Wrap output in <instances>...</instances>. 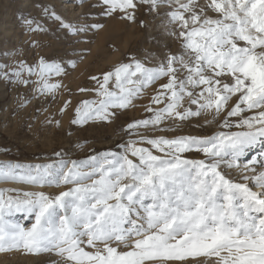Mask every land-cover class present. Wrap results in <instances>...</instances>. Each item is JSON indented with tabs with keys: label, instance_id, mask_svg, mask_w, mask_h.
Segmentation results:
<instances>
[{
	"label": "snow or ice",
	"instance_id": "snow-or-ice-1",
	"mask_svg": "<svg viewBox=\"0 0 264 264\" xmlns=\"http://www.w3.org/2000/svg\"><path fill=\"white\" fill-rule=\"evenodd\" d=\"M138 2L155 10L161 0ZM102 3L103 15L119 12L122 19L136 18L137 0ZM175 5L168 16L179 29L171 34L181 41V51L167 53L154 66L132 57L104 73L102 83L91 77L99 83L96 91L102 99L82 101L72 122L108 121L114 115L110 107L127 108L143 89L166 78L151 99V104L163 107H147L153 115L128 124L129 130L202 114H211L215 121L224 113L220 126L240 130L207 137H141L163 155L133 141L124 153L86 161L0 166V180L72 185L55 195L0 189V252L54 253L65 264H264V161L258 172L255 159L239 163L248 150L264 144V0H207L203 6L198 0H175ZM44 13L68 32L86 30L74 28L48 8ZM23 22L28 31H46L39 24L33 28L34 20ZM25 70L37 75L36 91L41 94L61 87L48 80L64 72L55 57L41 56L34 67L21 61L12 75L27 85L29 80L22 79ZM3 76L10 78L9 73ZM112 79L118 91L109 90ZM192 151L202 152L205 159L183 155ZM221 165L253 174L242 175L244 182L238 183ZM16 213L24 214L30 226L15 222Z\"/></svg>",
	"mask_w": 264,
	"mask_h": 264
},
{
	"label": "rangeland",
	"instance_id": "rangeland-1",
	"mask_svg": "<svg viewBox=\"0 0 264 264\" xmlns=\"http://www.w3.org/2000/svg\"><path fill=\"white\" fill-rule=\"evenodd\" d=\"M206 3L207 0H198V6ZM175 7V0H161L155 10H150L148 5L137 0L136 18L129 21L122 19L119 12L111 16L103 15L106 6L102 0H0V163L7 161L34 166L64 160L70 164L71 161H86L89 157H99L104 153H124L125 146L133 141L138 147L149 148L155 155H163L141 137H207L219 131L240 130L235 126L231 129L220 126L226 113L215 121L211 114H202L187 121L168 119L157 127L139 126L129 130L128 124L149 119L153 115L146 111L147 107H163L162 104H151V99L166 78L143 89L127 108L110 107L108 111L114 115L108 121L87 119L83 123L72 122L77 119L75 110L82 101L98 103L102 99L96 89L103 82V74L112 71L114 66L129 63L132 57L154 66L167 53L181 51V41L171 34L179 29L169 23L168 16ZM44 8H48L49 13L54 11L60 15L74 28L86 30L72 33L60 28L58 21L45 15ZM206 14L213 18L217 15L211 9H206ZM24 19L34 20L33 28L39 24L46 31H28ZM93 24L103 27L91 28ZM41 56L46 59L55 57L64 68L59 76L52 74L48 77L50 83L61 85L51 93L36 91L38 77L35 74L29 75L26 70L22 73V79L29 80L27 85L18 82L12 75L19 69L21 61L34 67ZM71 62H75V66ZM3 73H9L10 78L5 79ZM94 76L99 83L91 79ZM108 88L118 91L114 79L109 81ZM65 102L70 103L61 112ZM234 103L235 97L229 102V108ZM231 119L235 121L237 118ZM206 120L212 122L205 123ZM56 121H59V125ZM57 152L59 156L55 155ZM183 155L188 159H205L202 152L192 151ZM129 158L137 159L130 155ZM253 159L257 160L255 167L258 172L261 170L260 161H264V144H257L248 150L239 163L247 164ZM83 170L89 171L88 168ZM221 171L238 183L244 182L242 175L253 174L224 165H221ZM249 184L251 186V181ZM68 187L72 185L40 186L0 180V189H16L19 193L44 191L55 195ZM253 190L259 191L255 187ZM12 219L26 227L31 223L22 213L14 214ZM57 261L65 264L54 253L29 254L23 250L0 252V264H54Z\"/></svg>",
	"mask_w": 264,
	"mask_h": 264
},
{
	"label": "bare ground",
	"instance_id": "bare-ground-1",
	"mask_svg": "<svg viewBox=\"0 0 264 264\" xmlns=\"http://www.w3.org/2000/svg\"><path fill=\"white\" fill-rule=\"evenodd\" d=\"M26 1H29V0H26ZM73 14V13H72ZM3 26V25H2ZM7 29V28H6ZM6 31V30H5ZM8 31V30H7ZM8 164H11V165H16V163L14 162H7V161H4V162H1L0 163V166H4V165H8ZM22 167H24V165H21ZM22 186V185H21ZM27 187V186H26ZM54 189V188H53ZM58 189V188H57Z\"/></svg>",
	"mask_w": 264,
	"mask_h": 264
}]
</instances>
